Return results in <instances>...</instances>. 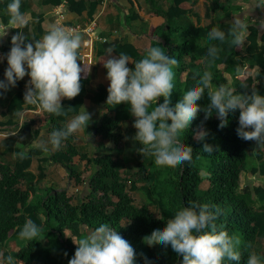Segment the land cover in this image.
Here are the masks:
<instances>
[{"label": "trees", "instance_id": "1", "mask_svg": "<svg viewBox=\"0 0 264 264\" xmlns=\"http://www.w3.org/2000/svg\"><path fill=\"white\" fill-rule=\"evenodd\" d=\"M44 1L51 4L59 2V0ZM66 1L69 7L79 10V1L78 3H73V0ZM10 2L11 0H0L2 23H5L2 12ZM167 2L165 9L156 8L154 13L163 19L161 47L167 55L174 56L179 61L174 70V89L170 97L173 106L182 98V92L197 84L199 76L205 70L213 73V87L225 84L235 89L237 94L257 89L264 95V86L261 83L251 86L254 78L259 80L264 77V31L260 32L255 24H247L246 44L243 48L222 45L223 51L214 65L205 68L202 64L203 61H207L208 32L212 27L227 31L234 18L239 15H231L226 9L239 8L240 4H236L235 0H208L203 13V16L208 18V22L203 25H186L181 21L182 19L178 20V17L189 13L195 15L191 10L192 0ZM24 4L25 1L21 0V6ZM75 5L78 6L74 7ZM216 10L229 16L230 20L215 21L211 14H215ZM112 50L118 56L120 53L127 54L133 62L146 55V53L140 54L132 45L125 43L113 45ZM241 51L247 56V68L255 67L256 72L255 77L243 76L239 81L234 77L238 70L235 69L233 56L240 54ZM102 63L103 58L98 61V65ZM80 66L86 70L81 72V93L88 66L86 64ZM129 67L134 65L130 63ZM224 74L228 75L229 83H226ZM24 92L14 93L9 99L7 108H20L21 104H24ZM107 96V91L98 86L93 97L101 103V108L98 120L92 124L88 132L93 131L98 140L108 144V147L103 144L101 146L100 143L91 154L80 152L72 143L71 136L58 149L48 143V156L40 159V162L50 161L60 165L64 170L67 169L66 175L72 186L79 184L83 186L75 203L71 202V195L66 194L64 189L46 188L43 195L38 196L27 168L31 157L42 152L39 147L14 149V153L20 151L27 153V159L23 161L17 159L15 155L11 163L0 161L1 251L6 255L11 254L19 264H68L76 250L72 238L78 237L82 230H94L106 223L117 230L118 234L134 248L135 264H146V259L147 264H181L182 258L170 245L149 246L144 238L151 235L153 230L166 226V220L171 218L179 206L194 201L209 203L222 210L216 223L229 234L235 233L240 236L242 246L239 264H246L249 255L246 250L248 243L264 238V187L248 184L240 187V167L246 157L252 153L257 163L250 166L248 172L259 173L264 177V158L261 149L264 144L257 145L254 141H245L238 137L236 130L239 127V110L229 112L227 123L223 128L219 127L220 120L215 113L205 120V113L201 110L189 129L180 134L181 142L193 149L192 161L175 168L158 167L153 158L141 155L140 161H144L136 165L134 173L142 172L141 177L145 183L136 185V182L130 178V172L120 171L111 155L119 148V122H128L133 137L136 131L132 126L134 117L130 115L128 104L108 105ZM158 102L162 103L163 98ZM61 103L66 110L71 108L73 111L67 116L59 117L43 113L48 141L50 133L62 127L66 117L77 112L81 99L76 96ZM197 103L201 108L209 103L207 92ZM32 122L29 120L28 123H23L17 133V140L23 145H28L36 135V131L30 129ZM201 130H206L208 133L203 141L196 139V134ZM132 137L123 139V146L140 150L141 146ZM204 143L213 145L215 150L211 154L205 153L202 149ZM78 163H81V169L78 168ZM36 176H43L41 165L37 168ZM136 189H142L149 202L134 204L129 192ZM260 200L261 203L257 204ZM150 204L155 212L150 210ZM26 217H30L41 226L43 233L36 240L25 241L18 246V231ZM43 239L44 244H42ZM225 264H236V262L226 261Z\"/></svg>", "mask_w": 264, "mask_h": 264}, {"label": "clouds", "instance_id": "2", "mask_svg": "<svg viewBox=\"0 0 264 264\" xmlns=\"http://www.w3.org/2000/svg\"><path fill=\"white\" fill-rule=\"evenodd\" d=\"M21 0H11L6 6L8 23L19 31L11 38V48L6 54L8 67L4 80H0V90L15 87L18 80L29 77L25 84L24 104L35 107L38 112L55 116H67L73 109L62 106V100H71L81 91L82 62L80 49L82 35L64 26L53 24L40 39L32 38L22 30L29 21L20 11ZM247 24L235 17L227 31L212 27L207 34L209 41L206 59L209 68L220 58L222 45L239 47L245 43ZM218 42V43H214ZM5 57H0L4 59ZM131 63L134 67H128ZM179 61L166 54L164 48L152 46L146 55L132 61L125 54L105 59L107 104L126 103L130 115L134 117L132 137L140 147V154L153 158L158 167L175 168L193 159L191 146L181 142L180 134L189 129L193 120L202 110L205 120L213 113L220 120L219 127H225L229 112L239 110L237 135L245 141L264 144V95L257 89L237 94L235 89L225 84L213 87V73L203 71L197 84L182 92V98L173 106L171 95L174 89V68ZM209 103L201 108L197 102L205 97ZM163 102L159 103V99ZM91 114L81 106V110L71 116L62 127L50 133L48 143L60 148L69 137L87 128ZM206 130L196 134L203 141ZM38 147L48 151V144L41 142ZM203 151L211 154L215 148L204 143ZM17 159H27V153H14ZM222 210L209 203L188 202L177 208L166 226L152 231L145 242L152 246H171L181 257V264H225L241 259V238L229 234L216 221ZM43 233L41 226L30 217L18 231L21 241H33ZM74 255L68 264H135L136 253L131 244L117 230L108 224H101L91 232L73 241ZM65 255H67L65 253ZM146 259V258H145ZM0 264H19L11 254L0 251ZM147 264V259H146ZM246 264H264V255L251 251Z\"/></svg>", "mask_w": 264, "mask_h": 264}, {"label": "crops", "instance_id": "3", "mask_svg": "<svg viewBox=\"0 0 264 264\" xmlns=\"http://www.w3.org/2000/svg\"><path fill=\"white\" fill-rule=\"evenodd\" d=\"M24 1L25 4L21 6L20 11L25 14L29 23L27 27L22 30L29 36L30 40L32 38L40 39L47 33L50 26L55 24L54 10L56 8H59L62 13L61 22L64 24L83 23L94 18L95 34L105 39L104 42L89 40L86 45H83V41L86 38L80 33L82 35V47L79 51L82 62L79 63L86 64L88 68L83 84V92L77 95L80 97L81 103L74 115H76L81 110V106H83L86 111L91 114V121L87 128L72 136V143L80 152L89 154L87 152L90 150L89 147L94 149L98 143L94 140L93 131L89 133L88 130L91 128L92 124L98 120L101 108V103L94 99L93 94L96 92L98 86H101L106 91L109 86V81L106 79L107 69L104 68L103 63L98 65V61L102 58L104 62L105 59L118 57L112 50V46L115 44H130L140 54L146 53L149 47H161L162 32L164 31V29L161 28L163 19L161 16L154 13V9H165L168 0H113L107 2L105 5H102L100 0H73V3L80 2V7L77 11L74 7L78 5H75L73 7L74 9H72L69 7L66 0H59L57 4L46 3L44 0ZM192 1L193 3L191 6L193 7L194 4H197L198 8L202 9L204 13L203 5L207 3L208 0ZM235 1L236 4H240V7L226 9L227 13L239 15V18L246 24H255L260 32L264 31V0ZM150 2H152V4ZM2 13L5 23L0 22V57L5 58L0 59V80H4V72L8 67L6 54L11 48V38L19 31V29H14L15 26L8 23V13L6 9ZM185 16L178 17V20L183 19ZM228 17L229 16L225 17V21L230 20ZM192 25H195V23ZM245 44L246 41L240 47L243 48ZM233 60L235 62L236 71L238 69L241 70L240 74L237 72V74L234 75L235 78L240 81L243 76L249 75L255 77L256 68H247V56L243 51L233 56ZM129 65L130 63L128 67ZM239 75L241 77H238ZM28 80L29 77L25 76L22 80L17 81L15 87H10L7 91L0 90V161L6 163L12 162L14 149L25 150L27 147H38L41 142L48 144L43 113L38 112L35 107L26 104H21L20 108H7L9 99L14 93L17 91H25V84ZM229 82L230 79L226 80V83ZM256 83H261V85L264 86V77H261L259 80L254 78L251 86ZM63 100H66V98ZM71 116L66 117L65 122ZM29 120L33 121L30 124V129L35 130L36 135L32 137L28 145H23L17 140V133H19L20 126L23 123H28ZM123 122L125 121H120L119 125ZM261 149L264 158V146L261 147ZM47 156L48 151H42L38 155H33L30 160V165L27 168V172L32 176L34 186L38 191V196H42L46 188H51L53 190L65 188L71 192L72 186H69V179L64 168L50 161L40 162V159L47 158ZM39 165L42 167L43 176L41 177L36 176ZM249 175L250 176H247L246 179L242 180V183L239 185L240 187L244 184L264 187V177L261 174ZM21 184H23L22 181ZM71 202L75 203L76 201H74V198H71ZM259 203H261V200L257 201V204ZM43 243L42 241V244Z\"/></svg>", "mask_w": 264, "mask_h": 264}, {"label": "rangeland", "instance_id": "4", "mask_svg": "<svg viewBox=\"0 0 264 264\" xmlns=\"http://www.w3.org/2000/svg\"><path fill=\"white\" fill-rule=\"evenodd\" d=\"M192 3H193V1H192ZM192 3H191V5H192ZM206 4L207 3H205L203 5V10L205 9ZM191 10L193 13H195V15H193L191 13L187 14L181 20L183 23H185L186 25L194 24V23L203 25V24L208 22V18H205L203 16V11H202V9L198 8L197 4H194L193 7L191 6ZM220 12L221 11L216 10L215 14H211V16L215 19V21L225 20L226 16L222 12L221 13ZM202 64L204 65L203 67H205V68L208 67L207 61H203ZM174 70H175V68H174ZM240 71L241 70L237 71L238 74H240ZM224 75H225L224 76L225 80H229V78L227 77L228 75L227 76H226V74H224ZM238 77H241V76L239 75ZM118 127H119L118 128V131H119V134H118L119 148H118V151L116 153L112 152V154H111L115 160V164L117 167H119L118 169L120 171H122V172L129 171L130 172V178H132L136 182V185H144L145 180L143 179V177H141L142 172L137 171L134 173V171L136 170V165L138 163H142L144 161V160L140 161V156L142 155V154H140V150L128 149L127 147L123 146V142H122L123 139H126L127 137H132V134H131L132 132L130 130L129 124H128V122L125 121L121 125H119ZM90 132L91 131H89V133ZM92 135H93V133H92ZM93 136H94L95 142L98 144L101 143V146H102V144H103L102 141L100 142L98 140V137L95 134ZM103 146L108 147V144L107 145L103 144ZM89 148H90V150L87 152L89 154H91L95 150V148H97V146H95L94 149H92V147H89ZM256 163H257L256 159L252 156V153H250V155H248L246 157L245 161L243 162V164L240 167V169L242 171V172H240V184L242 183L243 179H246L247 176H250L249 172H248L249 167L252 165H255ZM145 164H146V162H145ZM80 167H81V163H78V168H80ZM83 175L85 176L84 173H83ZM251 179H253V178H251ZM68 182H69V186L71 187L72 183L70 181H68ZM203 186H205V183L203 184ZM126 187H128V182H126ZM60 190H62V189H60ZM64 190L66 191V194L69 193V195H71V198H74V201H78L79 193H81V191H82V185L79 184V185L72 186L71 192H69V190H67L65 188H64ZM129 194L131 195L134 204H140L141 202H146V203L149 202L148 197L145 195V193L142 189L131 190L129 192ZM149 207H150L151 211L155 212V210H153V206L151 204ZM91 231L92 230H82L81 234L78 237L72 238L71 241H72L73 246H76L73 241L79 239L80 237H82L83 235H85ZM42 241L45 242L44 239ZM24 242L25 241H21L17 237L18 246L22 245ZM246 250H247L248 254L251 251H256L258 254L264 255V238L256 239L254 241H250L248 243V245L246 246ZM261 250H262V252H261ZM0 251H1V248H0Z\"/></svg>", "mask_w": 264, "mask_h": 264}, {"label": "built area", "instance_id": "5", "mask_svg": "<svg viewBox=\"0 0 264 264\" xmlns=\"http://www.w3.org/2000/svg\"><path fill=\"white\" fill-rule=\"evenodd\" d=\"M113 0H100V3L105 5L107 2H111ZM55 13V24L64 26L68 29H71L75 32L82 33V35L85 36V40L83 41V45H86V43L89 40L93 41H101L104 42L105 39L103 37L97 36L94 32L95 28V19H89L83 23H71V24H64L61 22L62 19V13L60 12L59 8H56L54 10Z\"/></svg>", "mask_w": 264, "mask_h": 264}, {"label": "water", "instance_id": "6", "mask_svg": "<svg viewBox=\"0 0 264 264\" xmlns=\"http://www.w3.org/2000/svg\"><path fill=\"white\" fill-rule=\"evenodd\" d=\"M65 171H67V169H65Z\"/></svg>", "mask_w": 264, "mask_h": 264}]
</instances>
